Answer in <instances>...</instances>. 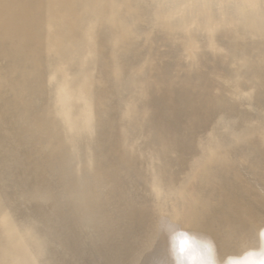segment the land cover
I'll list each match as a JSON object with an SVG mask.
<instances>
[{
    "label": "bare ground",
    "instance_id": "6f19581e",
    "mask_svg": "<svg viewBox=\"0 0 264 264\" xmlns=\"http://www.w3.org/2000/svg\"><path fill=\"white\" fill-rule=\"evenodd\" d=\"M150 2L0 0V264H174L178 230L216 264H264V0ZM143 12L187 56L200 27L175 136L152 106V23L153 54L125 50Z\"/></svg>",
    "mask_w": 264,
    "mask_h": 264
},
{
    "label": "rangeland",
    "instance_id": "374dc122",
    "mask_svg": "<svg viewBox=\"0 0 264 264\" xmlns=\"http://www.w3.org/2000/svg\"><path fill=\"white\" fill-rule=\"evenodd\" d=\"M38 1H39V0H38ZM149 1H151L150 3H152L153 5H155V3L152 2V1H155V0H148V2H149ZM157 1H158L160 4H162L164 0H160V1L157 0ZM161 1H162V2H161ZM158 2H157V3H158ZM153 5H152V6H153ZM163 5L165 6L166 3L163 4ZM148 8L150 9V7H148ZM148 8H146V12H147V14H150L149 18L151 17V19H153V15H151V14H152L151 11H148V10H147ZM189 13H190V12H189ZM142 14H144V16L141 15V16H142V19L139 18L140 21H139V20L137 21V23H139V24L136 23V25H134V26H138V27H137V28H134V29L136 30V32H135V33L133 32V35L136 34V33H138L139 35L136 34L137 37L131 39V40H134V41H131L130 44H126V45H125V47H128V48L125 49V50H126V51L128 50L127 53H128V54L130 53L129 55H131V52H133L132 55H131V58L129 57V60L133 58L132 61L134 60L135 57H140V56H141V57H140L141 59H140V58H139V59L136 58V59H138V61H139V60H142V58L144 57V53H145V55H146V54H147V51H149V49H148V44H147V43H144L145 45L147 44V46L144 47L145 45L143 44V42H145V40L143 39L144 41H142V38H143V37L145 38V36H143V34L140 35L141 32H140V30L138 31V29H139V28H140V29H143V27H144V29L147 28V27H148V28L150 27L149 29H151L154 25H153V21H151V19L149 20L148 15L145 16L146 13L143 12ZM192 14H193V13H192ZM190 15H191V14H190ZM141 16H140V17H141ZM176 16H177V14L174 15V17H176ZM144 17H145V18H144ZM146 17H147V19H148L149 21H151V22H149V21L146 19ZM144 20H145L146 22H145ZM147 22H148L149 24L152 23L153 26H152V25L150 26ZM142 23L144 24V26L141 28V26L143 25ZM146 23H147L149 26L147 25V27H146ZM196 24H197V25H196ZM139 25H140V26H139ZM196 26H198V23H197L196 20H195V21L190 25V27H189L190 31H191V32L193 31L192 34H193L194 37H195L194 46L192 47V50H193V51H192L191 55H189V56H187V54H186L187 52L184 50V47H183V42L185 41L184 32H182V30L179 29L177 26L174 27V25H173V27H170V28H166V29H165V30L168 29V30H167L168 33H170V30H171L172 32H174V34H173L172 32H171V34H170L171 37H172L171 40H170L169 34L167 33V34H168V35H167V34L165 33V31H163L164 29L162 30V29H160V28L154 26V29L152 28V29L150 30V32H149V36H150L151 38H153L152 47L154 48V50H153V49H150L149 52H152V54H153V51H155V53L158 55V56H157V55L154 53L155 55L153 54L152 62H151V64H152L151 67H152V69H153L152 72L154 73L153 76H155V77H153V82H152V85H151V87H150V88H151L150 95H151L152 98L154 97V98H153L154 101L152 100V101H153L152 106L154 107V110H155L156 113H158V114H161V113H162V114L164 115V119H165V125H164V126H165V127L171 125V128H172V126L176 125V123H177V126L174 127V128H176V130H172V131H171V135H172V136H173V135L175 136V134H177L178 131H179V132L182 131L183 124L185 123V121H186V119H187V117H188V115L186 114V112L188 113V111H189V114H191L190 111L192 112V110H194L193 107H192V108H190V106L188 107L189 104L186 105V106H184V105H185V102H186L187 97H190V99L193 98V100H194V97L196 98V96L193 95V92H192V91H189L190 89H193V87L195 88V85H196V82H197V81H195V80H197V78H196V77H197V73H198L197 71L199 70V69H198V65H197V64H198V57H197V55H198V51H199L198 48L200 49V44H199L200 41H199V42H197V41H198V39L200 40V34H201V31H200V33H199L200 27H199V26L196 27ZM193 27H194V28H193ZM171 28H173V29L176 28V29H174V31H173ZM192 28H193V29H192ZM157 29H158V30H157ZM159 29H160V30H159ZM135 30H134V31H135ZM154 30H156V31H154ZM161 30H162L163 32H161ZM195 30H196L197 32H196ZM137 31H138V32H137ZM151 31H152V33L155 32L154 34H156V37H158V36H157L158 33H159V36H161V38H163L164 36L169 37L168 39L170 40V42L172 41V43H170V42L168 41L170 44H168V42H167V44H166V41H165V40H166L167 38H166V39L163 38V39H164V40H163V39H161V38L159 37V39L157 40V38L154 37V36H155L154 34H153V36H152ZM158 31H159V32H158ZM176 31H177V34H175ZM156 32H157V33H156ZM163 33H164V34H163ZM178 33H179V34H178ZM180 33H181V34H180ZM198 33H199V34H198ZM160 34H162V35H160ZM165 34H166V35H165ZM172 34H173L175 37H174ZM163 35H164V36H163ZM178 35H180L181 37L179 36V37H180V38H179ZM139 36H140V37H139ZM162 36H163V37H162ZM176 36H177V38H176ZM134 37H135V35H134ZM196 37H197V39H196ZM139 38H140V42L138 41ZM154 38H155V39H154ZM175 38H176V40H174ZM135 39H136L137 41H136ZM172 39H173V40H172ZM179 39H181V40H179ZM154 40H155V41H158V42H160V40H162L160 44H159L158 42H156V43L159 44L160 47H159L158 45H156V43H154ZM178 40H179V42H178ZM176 41H177V42H176ZM133 42H134V44L137 45L136 47H133V46L130 47L131 43L133 44ZM135 42H136V43H135ZM137 42H138V43H137ZM141 42H142V44H143V47L141 46L142 44H139V43H141ZM162 42H165V43H162ZM174 43H175V44H174ZM176 43H177V45H176ZM195 43H196V44H195ZM154 44L157 46L156 48H155V45H154ZM162 44H163V45H162ZM164 44H165V47H164ZM172 44H173L174 46H171ZM139 45H140L141 47H138ZM166 45H167V46L170 45V46H169L170 49H169ZM179 45L181 46V48H182L183 51L181 50V48H180ZM196 45L198 46V47H197V50L194 48V47H196ZM134 46H135V45H134ZM176 46H177V47H176ZM137 47H138V48H137ZM152 47H149V48H152ZM162 47L165 48V49L163 50ZM172 47H173V48H172ZM132 48H136L137 50H139V48H140L139 51H141V52L137 51L136 49L133 50ZM141 48H142V49L145 48V50H146V49H148V50L145 52V51H143ZM166 48L169 49V50H167V51H169V52H170L171 49L174 50V48H177L176 50H174V52H173V50H171V53H172V52H173V53H176L177 55L174 54L175 56H179V55H180L179 57H177V58H178V61H179L180 63H178L177 60L174 61V60L177 59V58H175L173 55L171 56L169 52L165 51ZM179 48H180V49H179ZM122 49L124 50V48H122ZM155 49H156V50H155ZM157 49H159V51H158ZM160 49H162V50H160ZM151 50H153V51H151ZM194 50H195V51H194ZM126 51H125V53H126ZM135 51H136V52H135ZM156 51H157V52H156ZM163 51H164V52H163ZM180 51H181V52H184V53H181ZM123 52H124V51H123ZM123 52H122V55H123ZM134 52H135V53H134ZM137 52L139 53V54H138L139 56L137 55ZM142 52H143V53H142ZM158 52H159V53H158ZM160 52H163V53H164V54L162 53V55H163L164 58H163V57H160L161 59H159V56H162ZM178 52H179V54H178ZM194 52H195V54H194ZM196 52H197V53H196ZM127 53L124 54L123 56L121 55V59H122V60H125L124 63H128V61H129V60H127V59L125 58V57H126L125 55H127ZM141 53L143 54V56L141 55ZM165 53L168 54V57L171 56L172 59H171V58H166L165 56H167V55H166ZM159 54H160V55H159ZM185 54H186V55H185ZM133 55H134V56L137 55V56L134 57ZM169 55H170V56H169ZM195 55H196V56H195ZM124 56H125V57H124ZM127 56H128V55H127ZM157 57H158L159 60L157 59ZM173 57L175 58L174 60H173ZM180 57L182 58V60H181ZM183 57H184V58H183ZM196 57H197V59H196ZM127 58H128V57H127ZM153 59H154V60H153ZM167 59H171V60L167 61ZM184 59H185V60L188 59L187 61H189V62H187V61L185 62ZM194 59H195V60H194ZM126 60H127V61H126ZM163 60L167 61V66H168L167 68H168V69H165V66H166V65H163V64H165V61H163ZM132 61L130 60V63L136 62L137 60H135V61H133V62H132ZM155 61H156V62H155ZM158 61H160V62L163 61L164 63L161 62V64L159 63V64L157 65ZM173 61L175 62V64H176L177 66H179V68H178L177 66L175 67V65H172V63L174 64ZM183 61H184V63H186V64H184ZM193 61H195V62L193 63ZM169 62H171V64H169ZM190 62H191V63H190ZM187 63H188L189 65H188ZM153 64H155V66H154ZM183 64H184V66H183ZM190 64H191V65H190ZM126 65H127V64H126ZM169 65H171V67H170ZM193 65H194V67H193ZM158 66H159L161 69H162V67H163V69H165V71H167L168 73L170 72V73L167 74L165 71L161 72L162 70H160V72L162 73V74H161V73L158 71V70H159V67H158ZM153 67H154V68H153ZM181 67H184V68H181ZM170 68H171L172 70H175L176 73H175L174 71H173V72H172V71H169ZM174 68H175V69H174ZM176 68H178L179 71L176 70ZM187 68H188V69H187ZM155 69H158V70H155ZM197 69H198V70H197ZM180 70H181V72H180ZM185 70H186V71H185ZM156 71H157V72H156ZM184 71H185L187 74H186ZM193 71H194V72H193ZM171 72L173 73L172 75L175 76V77L173 78V81L170 80V78H169V75L171 76ZM182 72H184V73H182ZM192 72H193V74H195L196 76L194 75V77H193V74H191ZM158 73H159L160 75H157ZM164 73H165V74H164ZM174 73H175L176 75H175ZM179 73H181V74L179 75ZM166 74H167L168 76H167ZM162 75H163V79H164L165 84L162 82V80H163L162 77H161ZM177 75H179V76H177ZM185 75H186V76H185ZM187 75H189V76L187 77ZM166 76H167V77H166ZM156 77H157V78H156ZM159 77H160V78H159ZM176 77H177V78H176ZM165 78H168V80L165 79ZM175 79H177L180 83L182 82V79H185V80L180 84V83H179L177 80H175ZM156 80H157L158 82H157ZM166 80H167V81H166ZM169 80H170V81H169ZM187 80H189V81H187ZM159 81H160V82H159ZM191 81H192V83H191ZM156 82H157V84H155ZM172 82H174V83H172ZM186 82H189V83H186ZM159 83H160L161 86L163 85V87H161V86L159 85ZM161 83H162V84H161ZM178 83H179V84H178ZM183 83H184V85H183ZM185 83H186V84H185ZM190 83H191L192 85H191ZM153 84L156 85L157 87H156V86H153ZM175 84H177V85H175ZM168 85H169V87H168ZM180 85H181V86H180ZM186 85H188V86H186ZM171 86H172V87H171ZM173 86H174V87H173ZM152 87H153L154 89H153ZM155 87L158 88V89H156ZM159 87H160V89H159ZM167 87H168V88H167ZM170 87H171V89H170ZM176 87H178V89H175ZM164 88H165V89H164ZM180 88H182L181 91H180ZM183 88H185V89L187 90V92H186L187 94L185 93V91H184L185 89H183ZM152 89H153V90H152ZM167 89H168V90L170 89V91H173V92L171 93V92H169ZM172 89H173V90H172ZM149 90H150V89H149ZM157 90H159L160 92L162 91L163 93H165V92L168 91L167 93L170 94V97H169V95H166L167 93H165V94L163 95V93L161 92V94H162V96H163V98H164V100H165L166 102L169 101V102H168V105H170V107H169L168 105H166L167 103H165V101H164L163 99H161L162 96H161L160 92H157ZM163 90H164V91H163ZM165 90H166V91H165ZM175 90H176V91H175ZM152 91H155L156 93L153 92V94H151ZM179 91H180L181 94L179 93ZM183 91H184V92H183ZM188 92L190 93V96H189V93H188ZM157 93H159V95H158ZM176 93H177V94H176ZM183 93H185L187 96H183ZM154 94H155V95H154ZM171 94H173L172 96H174V97L177 96V98L174 99V98L171 96ZM179 94H180V95H179ZM152 95H154V96H152ZM178 95H179L181 98H180ZM155 96H156V97H155ZM160 96H161V98H160ZM164 96H166V97H164ZM167 96H168V97H167ZM157 97H158V98H157ZM171 97H172V98H171ZM191 97H192V98H191ZM159 98H160V99H159ZM167 98H169L170 100L167 99ZM183 98H184V99H183ZM155 99H156V100H155ZM177 99H178V100H177ZM181 99H183L182 102L180 101ZM161 100H162V101H161ZM174 100H176L177 102H179V104H178L177 102H175ZM155 101H156V103L154 104ZM171 102H173V105H176V108H175V106H173V108H174V110H175V112H174L175 115H173V114H169V113H168V111H169L168 108H170V110L172 109V103H171ZM174 102H175V103H174ZM190 102H191V100H190ZM182 103H183V104H182ZM163 105H164V107H163ZM178 105H179V106H182V105H183V106L179 108ZM159 106H160V107H159ZM156 107H157V108H156ZM183 107H185V108L187 107V108H186V110H185L186 112L184 111V112L182 113V115L184 116V117L182 118L181 114H178V113H179L178 110H179V109L181 110V108H183ZM155 108H156V109H155ZM177 108H178V110H176ZM187 109H189V110H187ZM163 110H164L165 112H164ZM174 110L172 109V111H174ZM157 111H158V112H157ZM159 111H161V113H159ZM162 111H163V112H162ZM176 112H177V113H176ZM172 113H173V112H172ZM177 114H178V116H177ZM179 115H180V117H181V120H179ZM186 115H187V117H185ZM175 116H176V118H175ZM169 117H171V118H169ZM173 117H174V119H172ZM168 118H169V119H168ZM170 119H171V120H170ZM176 119H177V121H176ZM183 119H185V121H183ZM166 120H167L169 123H166V122H167ZM173 120H174V121H173ZM170 121L172 122L173 125L170 124ZM182 121H183V122H182ZM180 122H182V124H181ZM179 123H180V124H179ZM179 125H180V126H179ZM164 126H163V129L161 128L162 130H164V131H162V133L165 132V127H164ZM174 128H172V129H174ZM179 129H180V130H179ZM173 131H175V132H173ZM176 131H177V132H176ZM172 132H173V133H172ZM179 132H178V133H179ZM180 150H181V149H180ZM171 153H172V152H171ZM172 154H173V153H172ZM172 154H171L172 157L175 156V153H174L173 155H172Z\"/></svg>",
    "mask_w": 264,
    "mask_h": 264
},
{
    "label": "clouds",
    "instance_id": "9594fccd",
    "mask_svg": "<svg viewBox=\"0 0 264 264\" xmlns=\"http://www.w3.org/2000/svg\"><path fill=\"white\" fill-rule=\"evenodd\" d=\"M170 251L174 264H216L208 242L184 230L171 234ZM260 254L264 256V250Z\"/></svg>",
    "mask_w": 264,
    "mask_h": 264
}]
</instances>
